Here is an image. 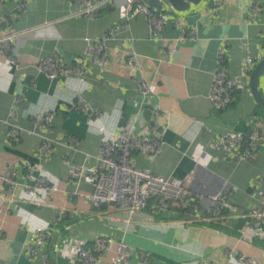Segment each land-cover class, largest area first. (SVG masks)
Instances as JSON below:
<instances>
[{
	"label": "crops",
	"instance_id": "1",
	"mask_svg": "<svg viewBox=\"0 0 264 264\" xmlns=\"http://www.w3.org/2000/svg\"><path fill=\"white\" fill-rule=\"evenodd\" d=\"M20 3L25 9L14 21V30L49 28L45 34L16 40L8 52L15 63L0 53V120L5 123L0 125V189L8 164L19 166L20 183L38 187L46 174L53 184L41 191V204H0V264H77L78 249L92 247L100 237L107 239L108 246L100 264H112L120 242L132 248L123 264H204L207 260L231 264L230 253L264 264V221L256 232L247 228L251 211L264 212V139L255 141L258 151L249 159L229 155L212 144L218 135L250 133L254 128L264 135V115L249 86L251 74L242 71L243 44L257 62L264 57V0H227L216 11L213 0H203L184 13L169 9L165 12L168 24L156 34L150 33L144 13L127 18L123 0H117L115 7L105 6L93 18L76 14L78 7L72 0H0V33L4 16L16 11ZM254 4L259 13L250 18ZM178 16L184 27L197 28V39L179 40L180 29L174 22ZM124 22L127 28L113 29ZM106 33H111L106 67L89 64L84 78L54 79L39 67V60L52 54L70 62L88 60L89 44ZM221 46L228 51L230 75L241 78L242 86L235 103L219 112L209 93ZM133 53L140 63L138 75L151 87L147 97L132 78L129 58ZM77 95L102 112L99 119L91 122L72 106ZM147 106L160 112L157 119L165 131L164 144L156 155L133 152V164L183 180L197 198L185 207L173 202L162 212L151 206L137 211L93 206L86 198L94 189L93 182L71 180L69 165L94 168L105 135L117 133L136 115V132L147 133L143 119L154 117ZM48 110L55 113L49 126L35 121ZM13 129L19 131L17 141L10 135ZM47 137L53 140V152L42 158L38 150ZM23 163L33 168L31 179ZM217 192L226 195L227 218L203 220L212 204L209 196ZM196 206L201 209L196 211ZM39 226L47 228L48 241L40 251L48 258L29 261L25 245Z\"/></svg>",
	"mask_w": 264,
	"mask_h": 264
},
{
	"label": "built area",
	"instance_id": "2",
	"mask_svg": "<svg viewBox=\"0 0 264 264\" xmlns=\"http://www.w3.org/2000/svg\"><path fill=\"white\" fill-rule=\"evenodd\" d=\"M77 4L76 14L87 17H95L100 14L105 7H115L117 0H72ZM227 0H213V10H218ZM125 14L127 18L135 16L137 13H144L150 26V33H160L169 22V15L151 7L146 0H123ZM25 9V4L20 3L17 10L4 16L3 28L0 33V53L8 58L9 63H15L14 55H8L13 44L20 37L45 34L46 25L37 26L23 31L14 30V21L19 12ZM162 10V9H161ZM164 10V9H163ZM259 13V6L252 5L250 18H254ZM174 22L180 29L181 41L197 39V28L194 26L184 27L181 17H175ZM128 23L117 24L113 29L127 28ZM112 29V30H113ZM111 30V31H112ZM110 31V32H111ZM111 33H106L100 38L95 39L89 44L88 60L78 58L74 62L67 61L59 54H52L39 60V67L46 73L50 79L57 76H77L84 78L88 72L89 64L99 67H106L109 63L107 42ZM246 55L242 60V71L244 75H250L257 63V57L252 53L247 44H243ZM228 51L225 46H221L218 52L217 69L214 72L213 82L209 93V99L216 111H223L230 107L236 101V92L242 86V79L232 77L228 71L226 61ZM130 63L134 68L132 78L139 91L144 96H149L151 92L150 84L138 75L140 63L136 54L130 55ZM150 100L147 101L149 105ZM72 106L79 112L88 116L91 122L99 119L102 112L94 108L82 96L77 95L71 102ZM153 113L150 121L143 122L147 124L148 132L139 134L135 130V124L139 120L138 115L129 120L127 125L120 128L117 133L105 135L99 156L98 164L91 169H86L84 165H69V178H84L93 182L94 189L86 198L93 206L100 208L104 205H115L120 208L131 211L143 210L151 206L159 212L169 209L173 202L181 207L187 206L190 201L195 200L197 196L191 193L185 186L183 180L179 178H167L164 175L141 169L133 164V152L139 151L144 154L156 155L160 152L164 144L165 131L158 121L160 112L147 106ZM15 112H12L13 116ZM55 113L48 110L43 114H38L35 121L45 122L48 126L53 122ZM5 124L0 120V125ZM12 139L17 141L19 131L13 129L10 133ZM264 139V135L258 128H254L250 133L233 132L229 134L218 135L213 139V146L229 155H238L241 159L253 158L258 146L255 141ZM71 142L75 140L70 138ZM53 152V140L49 137L39 147L38 153L42 158H48ZM239 153V154H236ZM26 169V177H32V167L29 163H23ZM19 166L8 164L2 173L3 187L0 189V204L14 202H35L43 203L40 196L41 191H46L52 187V181L46 174L40 178L38 187L30 183H20ZM264 180V178H263ZM22 185L21 193L16 191L18 186ZM209 198L212 201L211 206L206 211V216L202 218L206 221L223 222L226 220L224 213L227 205L226 195L223 192L211 194ZM152 202V205L150 203ZM264 202V189H263ZM196 211L201 208L196 206ZM252 221L247 224V228L253 232L258 230V224L264 221V212L253 210L249 213ZM33 233L25 245L26 257L29 261L36 258L47 260L48 254L41 252V248L47 244L48 232L46 226L33 228ZM108 250L107 239L98 238L92 247H80L75 255L77 264H100L102 255ZM132 254V248L124 242L117 244L116 256L112 264H123ZM231 264H257L253 258L244 254L234 255L230 253ZM204 264H214L212 261H205Z\"/></svg>",
	"mask_w": 264,
	"mask_h": 264
},
{
	"label": "water",
	"instance_id": "3",
	"mask_svg": "<svg viewBox=\"0 0 264 264\" xmlns=\"http://www.w3.org/2000/svg\"><path fill=\"white\" fill-rule=\"evenodd\" d=\"M147 3L155 9H164L184 13L188 11L192 5L201 3L203 0H146ZM264 74V57L256 63L250 75V90L257 104L264 109V90L261 88V77Z\"/></svg>",
	"mask_w": 264,
	"mask_h": 264
},
{
	"label": "trees",
	"instance_id": "4",
	"mask_svg": "<svg viewBox=\"0 0 264 264\" xmlns=\"http://www.w3.org/2000/svg\"><path fill=\"white\" fill-rule=\"evenodd\" d=\"M157 11H159V12L162 11L164 13L167 12V10H159V9H157ZM259 111H260V114L264 115V109L263 108H261Z\"/></svg>",
	"mask_w": 264,
	"mask_h": 264
}]
</instances>
